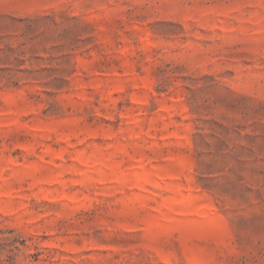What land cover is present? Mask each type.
Here are the masks:
<instances>
[{
	"label": "rangeland",
	"instance_id": "1",
	"mask_svg": "<svg viewBox=\"0 0 264 264\" xmlns=\"http://www.w3.org/2000/svg\"><path fill=\"white\" fill-rule=\"evenodd\" d=\"M0 264H264V0H0Z\"/></svg>",
	"mask_w": 264,
	"mask_h": 264
}]
</instances>
